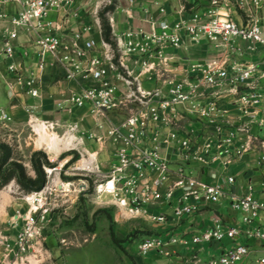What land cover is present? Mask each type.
<instances>
[{
  "label": "built area",
  "instance_id": "obj_1",
  "mask_svg": "<svg viewBox=\"0 0 264 264\" xmlns=\"http://www.w3.org/2000/svg\"><path fill=\"white\" fill-rule=\"evenodd\" d=\"M82 1L0 0V63L19 93L30 99H40L43 77L55 65L64 71L61 77L80 86L69 99L72 107L121 114L106 131L115 146L112 168L101 174L95 158L87 156L76 169L100 177L93 199L101 204L109 199L122 214L161 227L181 222L203 203L224 201L241 220L227 230L213 222L190 241L159 232L144 236L137 241L141 255L167 257L171 246L241 238L246 242L207 264H240L264 252V184L236 194L227 189L234 185L233 177L223 185L199 180L202 169L217 161L235 163L245 155L261 153L258 165L264 167V0H169L175 4L172 14L162 10L159 18L148 17L151 9L142 7L145 0H86L92 3L90 21L97 26L98 12L112 7L129 19L134 13L142 15L147 24L97 43L82 39V34L65 38L49 19V14L61 12L77 18L85 11L78 7ZM148 1L156 7L162 0ZM193 49L201 54L173 71L174 64L187 61L181 55ZM42 124L51 132L59 128ZM76 130L69 126L63 135L71 141ZM73 143L69 151L76 150ZM164 150L171 160L165 159ZM71 187L61 183L53 192L43 187L24 196L29 210L21 230L13 242L0 236L3 264H30L38 257L50 197ZM81 187L80 193L85 192ZM175 191L180 196L171 213H158L171 205ZM250 240L258 244L257 251L248 245ZM255 263L264 264V256Z\"/></svg>",
  "mask_w": 264,
  "mask_h": 264
},
{
  "label": "rangeland",
  "instance_id": "obj_2",
  "mask_svg": "<svg viewBox=\"0 0 264 264\" xmlns=\"http://www.w3.org/2000/svg\"><path fill=\"white\" fill-rule=\"evenodd\" d=\"M109 12L111 15H106L104 10L99 11L95 18L103 38L109 29V17L122 19L113 7ZM200 54L196 49L183 53L181 56L187 58V61L174 64L173 71L188 66L191 59ZM1 77L4 83L0 80V184L9 176L11 178L0 188V234L14 241L29 210L23 200L26 194L40 191L43 187L53 192L59 184L73 182L74 186L68 193L56 191L50 197L51 210L38 240L40 253L30 264H170L169 260L174 257L171 251L167 257L153 252L147 255L137 252V241L144 236L156 234V228L138 222L125 213L120 214L115 207L108 205L111 204L109 199L104 201L107 206L93 199V188L99 176L86 174L82 170L72 169L75 170L72 172L66 167L62 172L52 171L55 167L51 163L53 157L67 150L71 141L64 137V130L51 132L37 125L46 121L58 122L60 113L69 112L72 108L68 102L71 95L66 88L67 80L59 77L56 82L45 85L41 89L40 99L34 101L20 94L4 71ZM80 112L74 123L83 125L81 131L85 136H92L94 129L87 124V120L95 123L99 119L121 116L117 112L97 114L89 109ZM45 134H55L56 139L52 144L54 149L46 148L48 138ZM33 155L36 162L42 163L45 160L48 163L46 166L43 162L41 177L37 176L32 167ZM72 157L71 166L81 160L75 151ZM81 164L76 169L82 168ZM47 171H52V174ZM81 181L87 184V189L80 193L79 187L83 186ZM203 249L204 257H213L214 252L210 247L204 245ZM10 261L9 264H18L14 260Z\"/></svg>",
  "mask_w": 264,
  "mask_h": 264
},
{
  "label": "crops",
  "instance_id": "obj_3",
  "mask_svg": "<svg viewBox=\"0 0 264 264\" xmlns=\"http://www.w3.org/2000/svg\"><path fill=\"white\" fill-rule=\"evenodd\" d=\"M152 1L145 0L142 3V7L150 8V14L148 15L153 18H159L163 14H161L162 10L164 14L171 15L172 14V6L174 3H171L169 0H162L159 2V6H153L151 3ZM92 3L91 1L86 2V0L82 1L78 7L84 8V12H79L77 18H74L72 15L69 17L64 16V13L61 12L59 14L51 13L49 14V19L54 21L55 26L57 28V34L64 36L65 38L70 37L71 35L75 34H82V39L84 40H93L94 42H99L100 39H104L102 35V30L100 26H97L91 20V9L90 7ZM110 9H105L106 15H111L109 12ZM115 13L121 15L122 19L117 20L116 17H109L111 22L109 25V38L107 41L113 40L114 35H118L121 32H125L128 30H132L134 28H147V24L143 22L144 16L139 14H135L131 16V19L127 18L124 14H121L119 11H115ZM124 17V19H123ZM123 20V21H121ZM89 28V29H87ZM67 40V39H65ZM105 40V39H104ZM106 41V40H105ZM28 63V60H26ZM32 63V62H31ZM3 68V70H2ZM67 69L72 70L73 66L67 67ZM6 74L5 65L0 63V80L2 84L4 83L3 77L1 74ZM64 75V71L58 66H49L46 74L43 77V83L41 89L44 88L45 85L50 84L52 81L56 82V80ZM68 84L66 86L67 91L72 93H76L80 90V86L77 82L67 81ZM146 87H150L151 85L144 84ZM54 92H57L55 90ZM26 97V96H25ZM28 98V97H26ZM30 99V98H29ZM33 100V99H31ZM37 101V100H34ZM69 102V100H68ZM88 108H74L72 107L69 112H63L59 115L58 122H52L57 124L59 128L56 131L66 130L69 126H75L77 128L76 132L71 138V145L74 146V141L77 143L75 153H80L79 150L82 152L81 154L84 156L82 161H79L77 164L70 165L72 161V154L74 151H69L68 149L64 152H59L55 157H53V163L55 165L54 172H62L63 169L70 168L76 170L79 163H86V157L92 156L95 158L97 166L101 174H105L112 168L115 164V159L113 157L115 146L112 142L107 138L106 131L109 128L110 124H116L120 121V117L112 118H103L97 120L95 123L90 122L87 120V124L93 126L92 129L93 133L92 136H85L81 131L83 129V125L81 123H74L76 122V118L80 115V110H85ZM65 122H62V120ZM89 121V122H88ZM48 122V121H46ZM233 122L229 120L228 123ZM52 124L51 122H48ZM188 127V124H185ZM92 127V128H93ZM75 138V140H73ZM92 139V140H91ZM59 147V146H58ZM54 149V147H52ZM79 149V150H78ZM51 152V151H50ZM58 152V151H57ZM72 153V154H71ZM162 154L164 155L165 159L171 160V155L167 151H163ZM261 153H255L252 155H245L242 157L241 160H238L235 163H230L227 165H223V162L217 161L214 163L210 168H205L200 171L199 180L204 181L206 184L209 185H223L225 179L228 177H233L235 179V183L232 186H227V189H230L231 192L235 190L236 194H245L246 187L252 186L254 189L258 190L261 188L262 184H264V167L258 165V160L260 159ZM62 158V161L60 160ZM81 164V165H82ZM71 166V167H70ZM172 170L175 168L170 166ZM67 169V170H68ZM75 170H72L74 172ZM77 171V170H76ZM76 175V174H71ZM150 179L154 177L149 174ZM96 178V177H95ZM74 186L73 182H68ZM84 190L87 189V184L82 182ZM146 184V183H145ZM180 193L175 191L174 200L172 201L171 205H164L162 206V210L160 213H166L169 215L171 213V207L175 206L176 201L179 199ZM262 198V197H260ZM264 199V198H262ZM111 201V200H110ZM108 204L110 207H115L113 201L109 202ZM101 204V203H100ZM106 205V203H104ZM107 206V205H106ZM115 210L122 214L116 207ZM142 217V216H141ZM138 222H141L145 225H152L151 227L156 228V231L159 233H164L165 235L172 234L177 239H185L190 241L193 236H198L200 233L204 232L205 230L211 229L213 226V222H220L222 225L223 230H227L232 227H238L241 224V220L239 216H236L230 209L228 201H224L221 204L211 205L207 203L201 204L192 214L186 218H184L181 222H170L167 225L159 226L150 223L146 219H139ZM156 232V233H157ZM178 233V235H177ZM155 235V234H154ZM0 236H5L4 234H0ZM153 236V235H152ZM9 238V237H8ZM10 239V238H9ZM246 242L244 239H237V240H229L225 239L221 243H208V244H199L196 246L188 245L186 247L182 246H171L168 250L169 252L174 254L169 260L170 264H207L210 260L218 258L222 252L226 249L235 248L238 245L243 244ZM208 246L213 250V257H204L205 251L203 246ZM248 245L253 247V251H257L256 248L258 246L253 240L248 242ZM156 254V252H153ZM176 254V255H175ZM264 256V252H256V254L251 255L247 259H245L240 264H256V258ZM33 260V259H32ZM29 261L33 262V261ZM0 264L2 262L0 261Z\"/></svg>",
  "mask_w": 264,
  "mask_h": 264
},
{
  "label": "trees",
  "instance_id": "obj_4",
  "mask_svg": "<svg viewBox=\"0 0 264 264\" xmlns=\"http://www.w3.org/2000/svg\"><path fill=\"white\" fill-rule=\"evenodd\" d=\"M105 37V40L107 41L108 40V38H109V29H107V31H106V33H105V35H104ZM44 162V164L46 165V166H48V163H47V161H43ZM43 162L41 163V162H36V160H35V155H33L32 156V158H31V164H32V167H33V169H34V171H35V173L37 174V176L38 177H41V166H42V164H43ZM22 176V175H21ZM10 176H9V178L6 180V181H4L3 183H1L0 184V188H2V187H4L5 186V184L10 180ZM115 242H117V241H115Z\"/></svg>",
  "mask_w": 264,
  "mask_h": 264
},
{
  "label": "bare ground",
  "instance_id": "obj_5",
  "mask_svg": "<svg viewBox=\"0 0 264 264\" xmlns=\"http://www.w3.org/2000/svg\"><path fill=\"white\" fill-rule=\"evenodd\" d=\"M40 126H42V127H44V129H46V127H45V125H43L42 123L41 124H39V125H37V127H40ZM46 136H47V140H46V148H51L52 147V144L54 143V141H55V139H56V137H55V134H51V135H47V134H45ZM83 159H85V158H83ZM82 159V160H83ZM48 172V171H47ZM50 172V174H51V172L52 171H49ZM48 172V173H49ZM59 188V187H58Z\"/></svg>",
  "mask_w": 264,
  "mask_h": 264
}]
</instances>
